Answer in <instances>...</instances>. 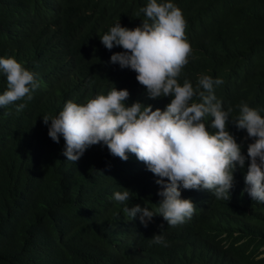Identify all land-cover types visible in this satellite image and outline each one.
<instances>
[{"label":"trees","instance_id":"1","mask_svg":"<svg viewBox=\"0 0 264 264\" xmlns=\"http://www.w3.org/2000/svg\"><path fill=\"white\" fill-rule=\"evenodd\" d=\"M178 7L192 55L183 68L195 87L201 75L219 78L214 94L239 115L245 102L264 117V0H157ZM148 0H0V58H13L34 74L32 99L0 107V264H264V203L253 201L236 166L230 199L208 190H185L196 206L175 227L159 215L147 227L131 220L113 199L124 189L128 206L158 214L157 177L129 154L122 161L106 146L89 148L76 163L62 155L64 141L48 136L45 115L68 101L84 105L115 86L164 110L170 98L151 100L136 73L110 63L99 38L120 22L134 29ZM7 90L0 73V94ZM26 106L17 111L19 104ZM207 117L206 124H210ZM210 131H214L209 129ZM247 155L246 131L227 129ZM102 172V173H100ZM162 233L165 244L151 242ZM263 256V257H261Z\"/></svg>","mask_w":264,"mask_h":264},{"label":"clouds","instance_id":"2","mask_svg":"<svg viewBox=\"0 0 264 264\" xmlns=\"http://www.w3.org/2000/svg\"><path fill=\"white\" fill-rule=\"evenodd\" d=\"M140 12L145 16L140 26L128 29L118 22L99 39L109 51L123 49L111 55L110 63L135 72L149 99L170 98V103L164 110L139 101L128 106L130 93L114 86L107 95H97L84 105L68 101L57 116H43L49 138L57 144L63 138L62 155L74 164L96 145L106 146L111 156L122 161L132 154L144 163L158 178V214L139 204L128 206L135 194L130 190L113 195L125 205L123 211L131 220L139 214L144 227L157 215L171 227L191 219L196 206L181 198V187L208 190L216 199L228 201L236 166L244 169L246 160L245 191L253 201L264 203V117L241 102L239 115L230 119L233 109L224 110L214 94V85L223 83L219 78L201 75L195 87L187 79L181 85L179 78L192 55L182 11L171 2L148 0ZM0 73L7 80L0 107L33 98L39 86L34 74L15 59L0 58ZM25 106L21 103L16 110ZM207 117L212 118L210 124L205 123ZM230 121L246 131L245 139L254 141L247 145L246 156L242 144L227 130ZM151 242L165 244L164 236L154 235Z\"/></svg>","mask_w":264,"mask_h":264},{"label":"rangeland","instance_id":"3","mask_svg":"<svg viewBox=\"0 0 264 264\" xmlns=\"http://www.w3.org/2000/svg\"><path fill=\"white\" fill-rule=\"evenodd\" d=\"M261 257H263V256H261Z\"/></svg>","mask_w":264,"mask_h":264}]
</instances>
